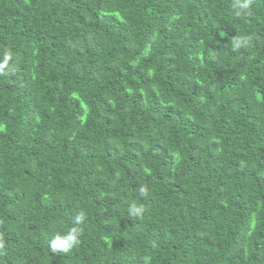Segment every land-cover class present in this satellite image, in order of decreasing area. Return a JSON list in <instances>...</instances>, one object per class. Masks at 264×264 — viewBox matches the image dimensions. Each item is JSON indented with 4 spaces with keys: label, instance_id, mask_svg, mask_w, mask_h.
I'll return each instance as SVG.
<instances>
[{
    "label": "trees",
    "instance_id": "1",
    "mask_svg": "<svg viewBox=\"0 0 264 264\" xmlns=\"http://www.w3.org/2000/svg\"><path fill=\"white\" fill-rule=\"evenodd\" d=\"M234 3L0 0V264H264V0Z\"/></svg>",
    "mask_w": 264,
    "mask_h": 264
},
{
    "label": "clouds",
    "instance_id": "2",
    "mask_svg": "<svg viewBox=\"0 0 264 264\" xmlns=\"http://www.w3.org/2000/svg\"><path fill=\"white\" fill-rule=\"evenodd\" d=\"M250 4H251V0H235V3L233 6L237 9L245 10L249 7ZM237 14L239 15L240 12H238ZM246 43H247L246 40L245 41H239V40L234 41V45H233L234 50L240 48L241 46H243ZM9 58H10V55L6 56L3 64H0V70H2L7 65ZM139 191H140L141 195H146V189L145 188L141 187L139 189ZM129 211H130L131 215L138 216V215H140L142 209L138 208L136 206H132L129 209ZM83 216H84V213L80 212L75 217V222L77 224H79L81 222ZM79 235H80V230L78 228H75V227L72 228L67 234H65L63 236L57 235L55 237V239L52 241L53 250H56V249L67 250L68 248L75 246L76 244L79 243Z\"/></svg>",
    "mask_w": 264,
    "mask_h": 264
}]
</instances>
